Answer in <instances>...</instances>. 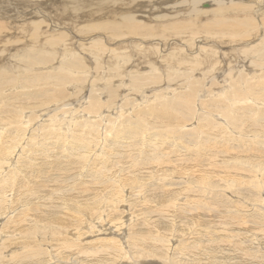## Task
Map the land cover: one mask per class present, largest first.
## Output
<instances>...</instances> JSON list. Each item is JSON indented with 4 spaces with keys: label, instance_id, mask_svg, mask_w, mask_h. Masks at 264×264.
Wrapping results in <instances>:
<instances>
[{
    "label": "rangeland",
    "instance_id": "rangeland-1",
    "mask_svg": "<svg viewBox=\"0 0 264 264\" xmlns=\"http://www.w3.org/2000/svg\"><path fill=\"white\" fill-rule=\"evenodd\" d=\"M170 1L171 0H168V1L166 0L164 2L165 8H166V6H169L171 4V3H169ZM226 1H228V0H225V2ZM143 2L141 0H137L136 2L133 1L132 4H134V5H129V7L132 8V7L136 6L137 8L136 9H130V8L128 9V5H127V9L132 10L133 12L141 13V12L137 11V9H138L137 5L142 4L143 9L145 8V6L147 8V10H145L146 8L144 9V12L142 14L147 15V14L152 13L153 15L158 16L159 13L160 14L163 13V12H158V10L156 9V4H154L153 2H151V3L148 1H146V2L143 1ZM221 2H224V0H221ZM46 3H49L48 6L47 7L43 6V4H46ZM129 4H131V3H129ZM226 4H228V3L226 2ZM241 4H242L241 2L234 4L235 9L241 13V16H239V17L235 16L232 11H231V13H228V14L231 15L232 17H236V18H239V19L245 21L247 24L250 25L251 28L260 19H264L261 17V15H264V12H261L259 14H256L254 12H245L244 10L240 9ZM184 5L186 7H189V11H195L196 12V14L198 15V21L197 22L200 25H211L212 24V20L208 17L207 10L216 8L217 5L214 3V1L212 2V0H206V1L205 0H197L196 2H186V3H184ZM142 7H140L139 9L143 11ZM39 8H40V10H44V11L47 10V12L51 11L52 14L51 13L50 14H51V16H53V18H51L52 27L54 26V23L57 25V27H62V29H64L63 26H65V25L68 26V28L71 31L72 38L69 41V37H67L66 41L68 40L70 42V45L76 47V49L79 48L78 53L81 52L80 51L81 48H84V47H82V45H85V47H89L93 42L94 43L97 42L96 40L100 37L99 35H96L97 36L96 37L94 35L95 34L94 32H92V33L86 32L85 34L81 33L82 30L87 29V26H85V23L86 24L88 23V21H86V20H80L79 14L82 12H79V11L73 9V13L71 15L69 14L67 16V14L65 15V13L63 11H61L60 8L58 9V7L55 6L53 1L43 2L42 7L40 6ZM176 8L177 7L175 6L174 9L177 11V14L175 17H181V13H183V11L179 12V10H177ZM23 9H25V10L27 9L26 12H29V9L32 11L34 10L32 7H26V6H23L22 10ZM166 9H169V10H167L168 14H172V13H169L170 7L166 8ZM20 11H21V9H20ZM155 11H157V12H155ZM184 12H186V11L184 10ZM186 15H187V13L184 15V18L186 19V21L190 22L191 20ZM19 17H20L19 23H21L20 25L25 24L24 22L22 23V21H21V20H26V18H25L26 16H24L23 12H21V15ZM85 17L86 16H82V19H84ZM147 17H151V16L147 15ZM229 18H231V17H229ZM53 19L55 20V22ZM33 20L37 21L36 19H33ZM33 20L30 19L28 22L32 23V22H34ZM151 20L154 22V19L151 18ZM155 20H157V19H155ZM162 20L160 21V23L164 22ZM63 22H65L66 24H64ZM89 23L92 24L93 22L89 21ZM216 23L219 26H222L221 23H219L218 21H216ZM176 24L179 26H183L181 23H176ZM152 25H155V24L152 23ZM200 25L198 26L199 29L201 28ZM27 26H30V24L28 23ZM15 27H17V26H13V29H10V30H9V28L8 29L6 28L7 30H4L5 36L0 35V46H1L0 47V56H1L3 62L6 61L4 65H1L2 66L1 69L4 70V73L9 71L7 74L16 78V80L14 81V83L12 85L11 84L9 85V83L7 84L5 82H4V84L0 85V93L3 92L5 95H7L11 92L13 94V98H10V100L8 99L7 96H4V98L2 100V102H5L6 106L8 107V108H4V114H8L11 117L13 115V111L18 112V110H20L17 107L23 108L24 105H27V109H26L27 111H25V113L22 114V117H25V120H27V121L32 120L31 122L34 123L30 126V128H32V129L38 125L45 127L48 124L51 128L56 130V132H61L62 128L65 129L67 126H69L71 124L70 127H68L69 129L67 130V132H72L73 129H74V131H76L77 127L78 128L80 127V124L93 122L99 126V130H101L100 132L102 133V135L105 136V134H107V133L112 134V135H107L108 136L107 139L111 140V141L115 139L117 134L119 135L121 133L123 136H125L124 131L130 122V129L133 128L134 130H132V131L133 132L135 131V134L137 136L135 139H131V140L126 139V140H127V143L129 142L128 143V147L130 145L129 149L133 148V153L132 152L131 153L134 155L135 158H139L138 156H141L142 153L147 155V156L150 155V152L147 150L148 145L149 146L152 145L150 147H153V146L155 147L156 144H159L158 145L159 148L158 147H156V148H158L160 150L164 149L165 151H167V150L173 151L175 153L177 161L181 162L176 166L178 169L180 166L183 169H186L187 168L186 165H188L189 163H192L193 160H194V162L197 161L198 164L200 163V165H197L198 167H197V171H196V176L198 177L199 182H196V184L192 185L194 188H192V186H191L190 189L185 190L182 193V196H184L183 199L181 200L182 203L178 202L177 204L176 203L171 204L169 202L168 205L166 203L164 204L165 207L161 203H159L158 205L153 203V200L149 197V196H151V194H148L150 192L149 190L151 189V192L152 191L156 192V190L158 189V191L160 193H162L164 190L169 189L170 191L167 190V192H171L172 190L174 191V189L176 188V189H178V192H180L181 191V190H179L180 186H184L185 183H183V182H185V181L183 178L179 177L178 175L176 177L173 175L171 179L169 177L157 178L158 180H155L154 183L152 181H150L149 183H148V181H144V183H140L139 186H137V183H135V184L129 183L130 186H128V184L123 185L122 189H120V191H122L120 194L122 196L123 202H121L117 198H114V199H112L111 204L109 205L112 209L117 207L118 208L117 212L121 215L124 214L126 212V210H128L125 213V217H123V219L126 223L124 225H122L120 228V231H122V232H118L117 229H115L114 227L107 226L106 224L103 223V221H99V216H97V215L101 214V209H103V211H105V213L110 211V209H108V211H107L106 206L102 207V205H100V203H97L96 206L93 207L92 203L87 202V197L85 195H82V194H81V202H87V203H85L83 205L84 207H81V210L78 209V205H80L81 202H79L78 205H76L73 208L66 206V204H65L66 203L65 199H67L69 197V195L71 196V195L77 194L79 196V193H81V192H88L85 184L92 183L93 181H95V182L97 181L98 182L97 188H100V186L102 185L103 180L97 179L94 175H92L94 172L93 170L95 168H98L101 165V164L97 163L98 158L95 159L94 158L95 155L99 156L106 149V146H104L105 145V139L104 138L100 139L96 143L97 146H98V144H100L99 147H97V148L94 147V144H95V138L94 137L98 136L99 132H97V131H96L97 133L95 132L96 136H94L92 134L91 135L89 134L90 136H86L85 143L86 144L88 143V145H86L83 142V140L80 139V141L86 147L85 148L86 150L83 151V152L86 151V155L83 156L84 163L79 164V162L77 163V161H76V162H73L72 164H69V162H71V160H70L71 158L70 157L67 158L66 155L64 156V152H62L64 150V148L60 149V151H59V149H56L54 147L56 150L54 151L53 156H49V155L45 154L44 152L40 151V152H38L39 154L37 155L38 160L44 161V163H48V164H49V162L52 163V164L50 163V165L44 166L45 170L48 172V174L46 175V177L44 179H47L49 175H50V177L53 178L55 169H56V172L59 170L57 183H56V181H54L53 183L55 184L56 191L58 193H59V191H61L59 194L60 199L56 195L55 196H53V195L49 196L48 198H41L40 192L39 193L31 192V194L27 197L25 195H23L22 202H28V204H35L37 202V204L34 206V209L29 210V212H31V214L30 215L25 214L24 217L29 218V217H31V215H33V212L37 213V211L41 212V211H43V209H45V213H44L45 218L44 219L48 218L47 221H49V223H47V224H51L49 226L50 228L52 225H56V227L55 226H52V227L55 229H57V227H58L59 232L53 233L51 229L50 230L47 229V231H46V229L44 228L45 224H42L43 227H41L42 226L41 225L40 228L37 225L32 227L31 220H29L27 218L25 220L24 224H26V226L30 230L28 233H26L25 236L33 233V231H34V233H33L34 236H32V237H35V238H33L34 241L36 240L35 242H37V239H40L41 243L39 244L38 242L37 243L33 242L32 241L33 239L31 236H30L31 239L29 237L28 241L26 239H24V242H21V243H18L16 241V239H15L16 243H13L12 241L0 242V264H3V263L4 264H8V263L9 264L10 263L11 264H40V263L41 264H45V263L46 264H117V263L118 264L119 263L120 264H131V263L132 264H210L209 261L214 262V264H223V263L224 264H240V263H243V264H257V263L258 264L259 263L264 264V221H262V220H264V217H263L264 212H262V210L264 211V204H263V202H264V199H263L264 198V181H262V180H264V178H263L264 172L262 173L261 169H260V167H262V166L264 167V161H263L264 160V155H263L264 154V143L262 142V140L264 141V135H263L264 134V127L262 125V124H264V122H262V124L260 125V126H262L261 128L263 130L262 131L263 134L261 133V129H259L260 131L258 130L261 133V135L263 136V137H261L262 140L260 141L263 144H261L260 146L258 145L259 147L257 146L258 151L262 152L263 154L262 153L259 154L258 151H254L253 146H254V144L257 145V143H252V137L253 136L249 137L247 134V130L245 128H242V129L236 131V128L239 127L238 126L239 124L234 123V125L230 129H227L228 132L230 131V133H228V134L222 133V136H221V133L219 135V132H218V131L221 132V130H215L214 129L212 131V129H209L208 127H206V125H204L202 123V121H207L208 119H211L210 114L208 112L211 110L208 109L206 107V105H204V104H208V105L212 106V102H213L212 100H214L217 97L223 96L231 88V86L227 85L226 83L225 84L228 86V87H226L227 89L225 88V86H223L224 76L225 77L228 76L226 74L227 72H229L228 69L235 71V73H236V70H238V72H241L244 69H248V71L251 73V75L254 74L255 76H258V75H260V72L261 73L264 72L263 68H262V67H264V58L255 61L254 60L256 58L255 56H253V57L251 55L241 56L240 54L234 55L230 59L232 63L226 64L225 69H227V70L223 69L222 71L218 72L217 75H215L213 77L214 80H209V81L207 80L205 82L202 79L203 77L206 76L204 73H199L201 75L198 76V74H196L195 71H193V70L177 69V71H176L175 67H170L171 68L170 69L168 64H167V61L163 57H161L162 55L158 56V57L155 56L156 59L146 58V60H144L145 62H143L144 65L141 67V70H143V71L147 70L146 69L147 67L145 68V64L147 62L148 63L146 65L148 66L149 70L153 68L154 69L153 71H156L155 70L156 67L158 68V70L162 69L161 73H158V74H160L159 76L161 77L160 78L161 82L156 81V80H152L149 78L148 75H151V72L153 74V71L147 70L146 74L143 75L141 73H135L136 67H134V65L132 66V68L129 66V69L131 68V70L134 71L131 75L134 74V76L136 77L135 78L136 80L140 79L139 77H144L145 80L148 82L149 87H145V88L143 87V89H140L139 92H141V90H142L143 91L142 93L134 92L133 89L131 90V89L126 88L125 91L127 93L129 92L131 96H132V94H134L135 96H132V97H135V99H133V98H131V96L127 95L126 92H125L126 94H124V91H123L124 88H123V89H121L122 90L121 96H120L121 92L119 94H117V96L116 95L114 96L113 105H112V100L110 101L109 98H110V95L115 94V92L112 90L107 91L108 88L107 87L105 88L104 80H107V79H113L114 80V76L119 74V71L112 70L113 68L115 69V66L118 65L116 63H117V61L118 62L120 61L119 58L113 59L112 57H110L111 54H108L107 56L104 57L105 62H103L101 65L104 68H101V67L96 68V72L94 70L95 69L93 66L94 64L91 63V60L81 58V60L84 62L83 64L85 65V67H80L79 70H82L85 73H83L80 76L81 72H76L77 70H74V72H72V73L69 71V67H70V63H68L69 57L61 55V50H64V49L68 50V48H70V46L67 45V46L63 47L62 46L63 44H61V42L54 43V42L49 41L47 38H45L46 33H47V35H49L50 32H52L50 28H48L47 30H46V28L44 30V27L40 28V29H43L40 32L43 37H37V36L29 37L28 36L29 31H27L26 36L21 38L20 37L21 33L25 29L20 28V27H18V29H14ZM32 29H33V27H30V30H32ZM62 29H60V30H62ZM73 33H75L77 36L74 37ZM134 33L137 35L131 36V34H130V36L125 38V39L121 38L122 40L120 41V43L123 45V44H125V42H129V43L133 42L135 44V46L140 51L146 52L147 57H150L152 55V50H153L152 47L155 46L153 43L155 40H158L157 34H159V33L162 34L163 31H162V28L159 27V24H158L157 26L152 27L149 31L142 30V31H135ZM182 35H184V37H185L186 33H181V36ZM186 36H188V35H186ZM205 36L210 37L209 32L205 33L204 37ZM193 37H196L197 40L194 39L195 49H191L190 52L192 53V55H196L198 53L200 55H198V57H196V58H193L192 63H196L197 61L203 63L205 61L206 67L209 66V72H212V69L210 66H212L213 63L207 64V61L205 60V58L208 56L203 57L202 54L208 55V54H212V52L215 51V54L217 55V57L220 58L223 63H225L224 61H226V60L228 62H230L227 59L228 55L234 54V53L227 51V50H229V48L240 47V46H236L234 44L229 45V46L228 45L220 46L219 49H220V51L222 50L221 55H223L221 57V55H219V50L217 48L210 47V45L214 41H216L217 43H224V41L219 40V38H217V39L214 38L215 40L212 41V39H213V37H212L211 40L206 41V42H208V44H202L201 41H202L203 37L201 35L196 34ZM199 37H202V38H199ZM84 38H89L90 41L88 40V42H82V45H80L81 42L79 40L84 39ZM179 38L180 37H177V36H176V38H174L175 43L176 44L179 43V44L175 46L174 44H171V41H170L169 47L167 48V50H164L163 54H168L169 50H170V46L173 48V45H174L175 46L174 47L175 53L178 52L177 50L179 47V49L181 51H183L185 55L187 54V56H189V53L186 52L185 48L188 47V43H190V42H187L185 40L183 41V39H181V38H180L181 40H178ZM198 38L200 41H198ZM249 38H250L249 42H251V44L248 42L247 43L248 45H254V43H260L261 42L260 37H256L255 40L254 39L252 40L251 37H249ZM62 40H63V38H62ZM108 43H111V42H108ZM64 44L66 45L67 43H64ZM199 44L201 45L200 48H199ZM14 45L15 46L21 45L24 47L20 51L15 52L16 50H15ZM104 46L109 48V44H107V42H105V41H104ZM233 46H236V47H233ZM246 48L247 47L241 48V49H239V51L242 52ZM9 50L12 52V54L8 52ZM94 52L97 53L98 50L96 49ZM73 55L75 57L78 56L76 54H73ZM73 55L70 56V59L74 58ZM80 55H81V53H80ZM224 55L226 57H224ZM30 56H34V57L31 58ZM42 57H44L46 59L48 57L49 58L48 62L55 64V65H58V66H62L65 68L64 71H62L58 74H61L66 78L65 80H61L60 84H61V87L63 90L61 96H64V98L62 100H65L67 104L62 105V103H63L62 102L59 105L58 104L59 98H55L53 100V104H51V105L46 104L45 102H42L39 105V106L42 105L43 107H45V109H41L42 113H43V114H41L42 116L41 115L36 116L38 114V112L32 113V116H31V114L29 113L31 105H35V106H37V105L32 104L31 103L32 101H30L28 98L21 99L22 97L24 98L23 95L19 96V94H23L22 91H25V89L23 88L24 84L21 82V79L26 81L27 79L31 78V74L34 72L31 71L30 73H28L29 70H32V68H34L36 65H39L40 63L38 61H39V59L42 60ZM244 57H246V59H243ZM92 58H93L92 61L96 60V59H94L95 58L94 56H92ZM76 59H79V58H76ZM107 59H110V60H107ZM114 60H116V61H114ZM170 60H172V59H170ZM28 61H30V62L32 61L33 64L27 63ZM108 61H109V63H108ZM88 62H89V64H88ZM122 62L123 61H121L119 63L121 64ZM185 62L186 61H183V58H182L181 65L179 63L177 65H180L181 66L180 68H182V67L185 68V66H188L187 63H185ZM128 63L130 64L131 62L126 61L127 65H129ZM5 65H6V67H5ZM164 65H165V67H164ZM213 65L215 68L216 64L214 63ZM255 65H258L259 67L258 66L255 67ZM260 65H262V66H260ZM235 66H236V68H235ZM7 67H8V69H7ZM48 67H49L48 65H45L44 68L47 69ZM91 68L93 70H91ZM239 68H240V70H239ZM259 68H260V70H258ZM24 69H26V72ZM216 69L218 71V68H216ZM43 70L44 69H42V68L39 69V71H41V72H44ZM15 71L21 72L20 75H22V77L20 76L19 81L17 80V78H19V77ZM103 71L105 72V74ZM169 71H171V73H169ZM131 72L132 71H130V73ZM101 73H102V75H100ZM130 73L129 74L127 73V76H125L126 75L125 74L123 77L125 80H127V77H128L127 82H130L129 80H131L130 79ZM179 74H182L183 77H186L187 83H184L182 85V80L174 78V77L181 76ZM240 74H242V73H240ZM236 76H237V74L234 75L235 78H236ZM102 77H104V79H102V81H100ZM169 77L171 78V80H169ZM173 79L176 82H174ZM198 79H200L199 83L200 82L203 83V87H201L197 84ZM219 79H220V81H219ZM257 79L258 78H256V77L253 78V80H257ZM93 81H95V82L97 81V82L94 85H92ZM169 81H172V83ZM178 83H180V84H178ZM167 85H168V88H167ZM153 86H155V87H153ZM187 86H188V88H187ZM221 86H223V88H221L219 91L218 89ZM169 87H170V89H169ZM154 88H156V90H154ZM175 88H176V91H175ZM149 89H151L152 91ZM96 90H97V92H95ZM146 90H147V92H146ZM216 90H218V91H216ZM221 90H223V91H221ZM148 91H151V92L149 93ZM154 91H156V93H154ZM189 91H192L193 95L196 96L195 100H193L191 103L192 108L190 111L193 110L192 118H190L189 115H187L191 112L186 113V111H187L186 106L184 107V105H181V104H178L175 108L172 107V109H170L169 111L171 112V110H172L175 112L171 113V114H170V112H165L164 114L163 113H159V114L156 113L155 115H157V116H153V117L150 114H144L145 112H148V111L156 112L155 111L156 107L159 109L160 106H165L167 104V101H169V100H171V101L173 99L179 100L181 98V97H179L180 95H183ZM209 91H211V92H209ZM214 91H216L215 95H213ZM143 93H145L147 96H150L151 94L153 96L151 95L150 97H147L149 99V100H147L146 96H144ZM54 94H55V92H54ZM139 94H140V96H139ZM141 94L144 96V98L147 100L148 103L143 98V96H141ZM125 95H127V96H125ZM155 95H157V96H155ZM119 96L121 99H119ZM122 96H124V97L122 98ZM92 97H95L98 100H102V101H106V99L109 100V102L107 101V103H109V109L111 108L110 109L111 114L109 113L110 110L108 108H105L100 112L101 114L98 113V114H95L94 116L88 117L87 114L89 112L86 110V108H87L86 106L88 105L89 100ZM139 97H140V99H139ZM18 98H20V99H18ZM15 99L21 100V101L15 103ZM254 99H256V98H254ZM114 100H116V101H114ZM124 100H128V101L125 102ZM138 100H141L142 102L144 100L146 104H144V103L141 104V101H138ZM202 100H204V103ZM70 102H72V105H70ZM124 102H125V104L128 103L127 107H125L126 105H124ZM133 102H134V104H133ZM150 102L152 103V105ZM164 102H165V104H162ZM114 103L116 106L114 105ZM131 103L135 107V109L132 107ZM251 103H254V102H251ZM257 104H258V101H257ZM154 105H156V107L151 108ZM118 106H119V108H118ZM122 106L125 108H123ZM193 107H194V109H193ZM120 108L121 109L123 108V109L120 110ZM177 108H178V110H176ZM145 109H146V111L143 112V110H145ZM34 110H36V108ZM112 110L115 111V116H114V112ZM138 110H139V112H137ZM104 111H105V113H104ZM106 111L108 114L106 113ZM133 111L136 112V114H134ZM140 111H142L143 113L142 112L140 113ZM250 111H252V110H250ZM69 112H72V113L69 115ZM179 113H180V115H179ZM19 114H21V113H19ZM129 114L132 115V117ZM181 114H183V115H181ZM191 114H190V116H191ZM101 115H103V117ZM202 115H203V117H202ZM27 116H29V117H27ZM117 116L120 117V119H118ZM185 116H187V117H185ZM10 117H8L9 120H10ZM65 117L66 118L69 117V118H67V120L72 118L71 122H73V124L70 123V120L66 124L64 122H61L62 119H63V121L67 122ZM86 117L88 118V120L85 119ZM92 117L94 118V121H93ZM95 117H97V118H95ZM149 117H152L153 119L149 118ZM77 118H78V120H77ZM90 118H92V119H90ZM105 118H107V119L109 118V120H107ZM134 118H136V120H132ZM181 118L182 119L186 118V120L184 121ZM187 118H188V120H187ZM12 119H13V120H11L12 123H15L17 121L16 125H19V123L21 121L20 120L21 117L20 118L14 117ZM97 119L98 120L101 119L102 122L101 121L98 122ZM104 119H105V121H104ZM138 119L139 120L142 119L141 120L142 123L146 122V123L151 124L152 126L151 125L149 126L148 124L144 123L143 124V130L141 131L142 132L141 133L140 128H142V127H140V126H142V124H140V121ZM143 120H144V122H143ZM190 120H192V121H190ZM218 120H220L219 117H218ZM237 120H238V118H237ZM40 121H42L41 124H39ZM109 121H110V123H107ZM132 121H133V123H132ZM136 121L139 122V124L136 125ZM179 121H180V123H179ZM75 122H80V123H75ZM199 122H200V124H199ZM220 122L222 123L221 120L218 121L217 123H220ZM105 123H106V126H105L106 128L103 127L105 125ZM126 123H128V124L126 125ZM107 124H109V126ZM13 125H15V124H13ZM121 126H123V127H121ZM131 126H133V127H131ZM144 126H146V127H144ZM195 126L198 127L197 137H196V134H194ZM199 126H202L201 127L202 130H206V128H207L206 133L205 132L204 133H205V135L209 134L208 135V137L210 138L209 140H208V138H206L207 136H203L202 133L199 132V130H200ZM260 126H258V128ZM83 127H85V125ZM255 127H256V125H255ZM135 128H136V130H135ZM144 128L148 129V133L146 132L147 131L146 129L144 130ZM174 128L177 131H181V130H182V132L184 131L183 135L181 134L180 135L181 137H179V138H175V137L172 138V135L171 136L169 135L170 133L166 134L167 132H172L174 130ZM177 128H179V129H177ZM256 128L253 127L252 129L257 130ZM92 129H93L92 132H94V128H92ZM138 129H139V132H138ZM232 129L234 131L233 133H231ZM96 130H98V129L96 128ZM116 130H118L119 132H117ZM40 131H41V129H40ZM108 131H110V132H108ZM114 131H115V133H114ZM191 131H193V134H194L192 136L193 138H191L192 134L190 135ZM31 132L32 131L29 130L27 132L28 134L27 133L23 134L22 132L17 133L18 137L21 140V141L19 140L20 145L24 146V149H23L24 154L20 153L21 155L28 154V152L31 151L30 147L28 148L27 145L25 144L29 141L30 138H32ZM116 132H117V134H116ZM163 132H165V133H163ZM217 132H218V135H217ZM186 133H187V135H186ZM76 134H79V133L76 132ZM121 134L119 136H122ZM148 134H151V135H148ZM152 134H153V136L154 135L155 136L153 137ZM20 135H21V137H20ZM166 135H168V137H165ZM29 136H31V137H29ZM107 136H105V137H107ZM138 136H139V138H138ZM146 136H148V137H146ZM150 136L152 137V140L154 142H152ZM182 137H183V139H182ZM201 138H203V139H201ZM205 138L211 144H209V143L204 144L203 141ZM92 139H94V140H92ZM154 139H156V140H154ZM158 139H160L161 142H162V140H164L163 141L164 144L161 143V146H160V143H159L160 140H158ZM126 140L124 139L123 143H125ZM134 140H135V142H134ZM136 140H137V142H136ZM245 140H247V141L245 142ZM69 141H71V139L68 140V138H67L66 142L63 141L62 143H60V147H63L62 146L63 143H66V145L69 146L70 145ZM100 141H102V142H100ZM165 141H166V143H165ZM187 141H189V142H187ZM168 142H169V144H167ZM260 142H259V144H260ZM149 143H152V144H149ZM165 144H166V146L168 145L167 149L163 147ZM206 144H207V146H206ZM219 144H221V145L219 146ZM230 144H232V145H230ZM122 145H125V144H122ZM133 145H135L136 148ZM196 145L197 146H200V145L204 146L206 153H203L201 150V153L199 155H194L192 150H195V148L193 149L192 147H196ZM216 145H218V146H216ZM245 145H246V147H245ZM88 146H90V147H88ZM121 146H119V148ZM214 146L216 148H219V149L214 151V152L211 151V149H208V148L214 147ZM103 147H105L104 150H103ZM154 147H153V149H154ZM206 147H208V148H206ZM234 147H236V148H234ZM248 147L249 148L252 147L253 151L252 150L249 151ZM34 148H36V147H34ZM37 148L40 149V146H38ZM37 148L35 151L38 150ZM119 148H118V146L116 147V145H113L112 150H114V151L112 153H114L115 149H117V152H115V153L120 154L121 149L119 150ZM25 151H27V153ZM70 151L73 152L74 149H72ZM130 151H132V149ZM92 153H94L95 155L92 156ZM112 153H111V155H112ZM147 153H149V154H147ZM173 154L171 153V155L175 158V156ZM59 155H62L63 157L62 156L60 157ZM87 155H88V160L86 157ZM118 155H115V156H118ZM155 155L158 157V159H159V157L162 156L159 154L158 151L156 152ZM199 156L201 157L202 161L199 158ZM65 157H66V159H65ZM230 157H231V159H230ZM55 158H57L58 165H56L53 162V160ZM192 158H193V160H192ZM219 158H221V159L219 160ZM250 160H251V163H250ZM103 161H104V164L106 166V171H107L108 168L110 169L111 167H109V165H107V163H105L106 160H103ZM130 161L131 160H128L129 164L131 163ZM137 161L141 162L138 159H137ZM209 161L212 162V166H216L215 167V169H217L216 172H212L211 170L206 172V171H202L200 169L201 167H203V166H201V164H203V162L205 163V162H209ZM257 161H259V162H257ZM112 162L114 163V161H112ZM171 162L173 163L175 161H171ZM76 163L78 164V166ZM52 165H56V166H55V168L52 167L51 171H53V170L54 171L50 172L49 168ZM150 165H154V164L149 163V167H151ZM7 166H8V164H6V167ZM67 166H69V167H67ZM81 166H83V168ZM156 166L158 167V165L156 164L155 166H153V168H150V169L154 170V168H156ZM252 166L254 168L255 174L260 173V174H258L260 176V178L257 181L259 186H257V182L254 183L255 186L251 182L243 183V182H246L247 179H248V181L254 179V177L252 178V176L249 175V173H251V172H250V170H248V168H252ZM62 168L66 169L68 173L67 172L65 173L64 172L65 170H63ZM223 168H224V170H223ZM227 168H229V169H227ZM146 169H147V167H146ZM170 170H171V168H169L168 170L162 171V172H170ZM262 170H264V168ZM193 171H195V169H193ZM227 173H231V174L241 173V174H239V176H238L239 178L235 177V179H234L233 177H230ZM59 175H61V177H59ZM218 175L220 178L219 183H218L219 178H217ZM66 176L68 177V179H66L67 178ZM78 177H79V179H78ZM192 177H193V174H192ZM227 179H230V181ZM182 180H183V182H182ZM82 181H85V183L84 182L82 183ZM62 182H63V184H62ZM77 185L80 187H78ZM147 185H148V187H147ZM198 185H200V186H198ZM103 186H104V184H103ZM115 186H117V185H115ZM154 186H158L159 188H155ZM195 186H197V187L195 188ZM203 187H208V188H203ZM239 187H240V189H239ZM105 189L107 190V188H105ZM191 189H193V191H191ZM145 191H147V192H145ZM198 191H199V193H198ZM184 193L187 194V196ZM97 195H98V193H97ZM172 195H174L173 192H172ZM101 196L103 198V193L101 194ZM127 197H129V198H127ZM37 198H38V200L35 201ZM49 198L51 199V201L49 200ZM259 200H261V201H259ZM40 201H42V202H40ZM17 202H19V201H17ZM131 202H133V203H131ZM199 202H200L201 206H199ZM51 203H52V205H51ZM124 203H127L126 207H124ZM179 203L182 205V207ZM231 203H232V205H231ZM247 203H249V204L247 205ZM112 204L116 207H114ZM183 205L185 206V208ZM227 205H229V206H227ZM260 205H262V206H260ZM63 206H64V208H62ZM178 206H180L181 208ZM247 206L249 207V209ZM254 206H255V208H254ZM259 206H260V209H262L260 211L258 209ZM167 207H168L169 211L166 210ZM188 207H190V209ZM20 209L21 208H17L15 211H13L11 213V216H9L10 214L7 213V211H6L7 216H6V213L4 214V212L0 213V233L6 235V236L2 235V239L0 241H3L6 238H9V235H11V237H13V238L21 236L20 232H18L16 235L15 234L13 235L12 231H11L12 230L11 227L13 226V223L12 224H11V222L7 223L8 220L11 221V219L12 220L15 219V217H13V216ZM92 209H93V212H91ZM63 210H65V211H63ZM71 210L74 212L71 215H69L67 212H69ZM117 212L115 211L113 213L114 218L115 217L118 218ZM181 212L183 215H180ZM74 213H76L77 215ZM136 213H137V215H136ZM178 213H179V215H178ZM253 213L255 214V216ZM132 214H134V215H132ZM129 215H132L134 217H130ZM8 216L11 218L9 219ZM105 216L107 217V215H105ZM105 216H104V218H105ZM51 217H52V220H51ZM65 217H67V218H65ZM76 217H77V221H76ZM190 217H191V219H189ZM70 218H72V221L69 220ZM184 218H186V220ZM198 218H200V219H198ZM57 220L59 222H57ZM169 220H170V222H169ZM235 220H236V222H235ZM91 221H94V222H91ZM185 221H188V222H185ZM86 222L87 223L89 222L90 234H88V238L86 235L87 233L85 234V236H86V240H89L90 242H88V243L85 242V244H83V246H82L81 244L83 242H77V243L75 242L73 244V241H72V244H73L72 245L69 241L74 239L73 237H71L72 233L74 231V228L82 226L83 223L87 224ZM156 222L157 223H160V222L164 223V225L168 227L167 232H163V230H162L163 233L161 232L160 234H155L154 231L156 229H157V231H159L158 229L160 228V227L157 228L156 225H153ZM56 223H58V225ZM92 223H94V224H92ZM184 224H185V227H184ZM256 224H257V226H255ZM94 226H96V228H94ZM105 226H106V229H105ZM161 227H164V226H161ZM41 228H43L44 230L42 229V231H41ZM218 230H219V235L216 232ZM95 231L98 233H95ZM44 232H45V234L49 233L48 234L49 238H47L46 235H44ZM50 233H51V235H50ZM79 233L81 236L82 229H80ZM39 234H41V235H39ZM69 234H70V237H69ZM82 235H83V233H82ZM138 235H139V237H137ZM42 236L43 237L45 236L43 238L45 240L47 238V242L42 240V238H41ZM54 236H55V239H54ZM106 236H111V237H106ZM81 237H83V236H81ZM134 237L135 238H142V239H140L141 241L139 240V242L143 246H148V245L149 246H155L156 242L164 240V238H166V240L162 241V243L164 242V244H163L164 247L162 250L164 252L160 253V252L156 251L155 249H153L154 251L152 250V252L143 251L142 253H140L137 250H134L135 248L133 247V245L130 242L132 238L134 239ZM66 238L68 241L66 240ZM100 238L101 239H114V240H116L117 238H120L119 239L120 241L117 240V242H118V245H121L120 248H121L122 252L126 253V254H124V257L122 256V254L118 253L119 251H117V249L113 250L112 248H108L106 250L105 247H102L103 245L101 246V242L99 243V241H102V240H100ZM55 241H57L58 243ZM26 243L28 244V247L25 246ZM78 243H80V244H78ZM215 244H216V246H218L219 249H217L218 250L217 256H212L213 255L212 252L214 251V249H212L211 246H215ZM23 245L25 248L23 247ZM53 245H54V247H53ZM67 245H69L70 247L69 246L67 247ZM71 245H72V247H71ZM240 245H242V247ZM41 246H42V248H41ZM125 246H126V248H125ZM201 246H205V248L202 249ZM239 246L241 247V251L238 252L239 254L238 253L235 254L234 253L235 251L232 249L234 247H239ZM243 246H246V247H243ZM178 247L182 248L184 250H186V248H193L195 250L194 252L196 254L195 259L192 256L191 257L188 256L187 254L186 255L180 254L179 251L177 250V249H179ZM13 248L18 250V251H22V250L24 251L25 250L24 251L25 253L23 255L24 258L21 255V256H17L18 259L16 258L15 261L11 260V258L8 257L6 254L9 250H14ZM37 248H39V251ZM132 248H134V249H132ZM87 249H88V252H86ZM57 250H59V251H57ZM114 251H116L115 254H114ZM58 252H60V253L58 254ZM61 252H62V257H61ZM54 253L55 254L57 253V254L55 255ZM159 253H160V255L161 254L164 255V257H160ZM18 254H20V253H18ZM191 254H192V252H191ZM29 255H31V256L29 257ZM244 255H246V256H244ZM127 256H129L128 257L129 259L127 258ZM131 256H132V258L130 259ZM27 257H29V259ZM211 258L214 261H212ZM103 259L105 261H103ZM133 259H134V261H133ZM130 260H131V262H130Z\"/></svg>",
    "mask_w": 264,
    "mask_h": 264
},
{
    "label": "bare ground",
    "instance_id": "bare-ground-1",
    "mask_svg": "<svg viewBox=\"0 0 264 264\" xmlns=\"http://www.w3.org/2000/svg\"><path fill=\"white\" fill-rule=\"evenodd\" d=\"M49 1H53L54 4H55V6L58 7V9L60 8L61 11H63L65 13V15L67 14V16L69 14L71 15L73 13V9H75V10H77L79 12H82V13L79 14L80 15L79 16L80 17V20H86V21H88V23L87 24L85 23V26H87V29L82 30L81 33L82 34H85L86 32H90V33L94 32L95 33L94 34L95 36L96 35H99L100 36V37L98 36L99 38L96 40L97 42H95V43L93 42L89 47H85V45H82V42H88L89 38L80 39L79 40L81 42L80 45H82V47H84V48H81L80 49L81 52L78 53L79 48L76 49V47L70 45V42L69 41L72 38V34H71V31L68 28V26L65 25V26H63L64 29H62V27H57V25L54 23V26L52 27V25H51V18H53V16H51V14H52L51 11L47 12V10L46 11L40 10L39 7L40 6L42 7V3L43 2H49ZM131 1L132 2L133 1L136 2L137 0H73V1L72 0H0V35H2V36L4 35V30H7L8 28L10 30V29H13V26H17L14 29H18V27L25 29L21 33V36H20L21 38L24 37V36H26L27 31H29V34H28L29 37H32V36L43 37L42 34L40 33L43 29H40V28L41 27H44V30H45V28H46V30L48 28H50L52 32H50L49 35H47V33H46L45 38H47L49 41L54 42V43L61 42V44H63L62 45L63 47H65L67 45L70 46V48H68V50L67 49L61 50V55H64L66 57L67 56L69 57V59H68L69 60L68 63H70L69 71L72 73V72H74V70H77L76 72H81L80 76L83 73H85L84 71L79 70L80 67H85V65L83 64L84 62L81 60V58L82 59L85 58L87 60H91V63L94 64L93 66L95 68L94 69L95 72H96V68H100V67L101 68H104L101 65H102L103 62H105L104 57L107 56L108 54H111L110 57H112L113 59L114 58H116V59L119 58L120 59L119 62H121V61H123V62L120 64L117 61L116 64H118V65L115 66V69L114 68L112 69V70H115V71H119V74H117L116 76H114V80L113 79L104 80V82H105V88L106 87L108 88L107 91L112 90V91L115 92V94L110 95V98H109L110 101L112 100V105H113V98H114V96L115 95L117 96V94H119L120 92H121L120 93V96H121V94H122V90L121 89H123V88H124V90H123L124 91V94H126L127 93L125 91L126 88L131 89V90L133 89L134 92H139V90L140 89H143V87L144 88L145 87H149L148 86V82L145 80L144 77H139L140 79H137L136 80L135 79L136 77L134 76V74L131 75L134 72L133 70H131V68H132L133 65H134V67H136L135 73H141L143 75L146 74V71L149 70L148 69V66L146 65L148 62L145 64V68L147 67L146 68L147 70H145V71L141 70V67L144 65L143 62H145L144 60H146V58H148V59H150V58L156 59V57L162 55L161 57H163L167 61V64H168L169 68L170 67H175L176 71H177V69L193 70V71H195L196 74H198V76L201 75L199 73H204L206 75L205 77L202 78L204 82L207 81V80L208 81L209 80H214L213 77L215 75H217L218 72H220L223 69H225L226 68V64H231L232 63L230 59L234 55H239L240 54L241 56H247V55H251L252 57L255 56L256 57V58L254 57L255 58L254 59L255 61L264 58V19H260L251 28L250 25L247 24L245 21H243V20H241L239 18H236V17H232L231 15L228 14V13H231V11H232L235 16H237V17L241 16V13L238 10H236L235 9V6H234V4H236L238 2H241L242 3L240 5V9L241 10H244L245 12H254L256 14H259L261 12H264V0H228V1H226L228 4H226L225 0H224V2H221V0H212V2L214 1V3L217 6H216V8L207 10L208 17L212 20V24L211 25H200L197 22L198 21V15L196 14V12L195 11H189V7H186L184 5V3H186V2H196L197 0H171L169 2L171 4L169 6H166V8L170 7L169 13H172V14H168L167 13L168 12L167 10H169V9H166L165 6H164V4H165L164 2L166 0H141L142 2L143 1H145V2L148 1L150 3L153 2L154 4H156V9L158 10V12H163L162 14L159 13L158 16L153 15L152 13L151 14H147L145 12L147 15H149L151 17H147V15L142 14L144 12V9L146 8V6H145V8L143 9V7H142L143 5L142 4H138L137 5L138 6L137 11L138 12H141V13H137V12H133L132 10H128L130 8L129 5H134V4H132ZM129 3H131V4H129ZM48 4L49 3L43 4V6H46L47 7ZM127 5H128V9H127ZM23 6L32 7L34 10L32 11V10L29 9V12H26L27 9L26 10L25 9L22 10ZM175 6L177 7L176 9L179 10V12L180 11L181 12L183 11V13H181V17H175L176 14H177V11L174 9ZM140 7H142L143 11L139 9ZM136 8L137 7L134 6V7L130 8V9H136ZM20 9H21V11H20ZM145 10H147V8ZM184 10L186 12H184ZM21 12H23L24 13V16H26L25 17L26 20H21L22 23L23 22L25 23L23 25H20L21 23H19V21H20V19H19L20 17L19 16L21 15ZM155 12H157V11H155ZM186 13H187L186 16H188V18L191 20L190 22L186 21V19L184 18V15ZM82 16H86V17L84 19H82ZM229 17H231V18H229ZM261 17L264 18V15H261ZM151 18L154 19V22L151 20ZM30 19H32V20L33 19H36L37 21L33 20L34 22L30 23V22H28ZM155 19H157V20H155ZM161 20L164 21V22L160 23ZM89 21H92L93 23L90 24ZM216 21H218L219 23H221L222 26H219L216 23ZM54 22H55V20H54ZM28 23L30 24V26H27ZM63 23L66 24L65 22H63ZM152 23H154L155 25H152ZM176 23H181L183 26H179ZM158 24H159V27L162 28L163 33L162 34H160V33L157 34L158 40H155L154 43H153L155 46L152 47L153 50H152V55L150 57H147L146 52L140 51L135 46V44L133 42H131V43L125 42V44H123V45L120 43V41L122 39H125V38L129 37L130 34H131V36L137 35V34L134 33L135 31H142V30L149 31L152 27H155ZM199 25L201 26L200 29L198 28ZM30 27H33V29L30 30ZM60 29H62V30H60ZM208 32L210 34V37H208V36H205L204 37L205 33H208ZM181 33H186V35H188V36H186V35H185V37H184V35L181 36ZM196 34H199V35H201L203 37V39L201 41L202 44H208V42H206V41L211 40L212 37H213L212 41L215 40V39H217V38H219V40L224 41V43H217L216 41H214L212 43L210 42L211 43L210 47L217 48L219 50V55H221V53H222V50L220 51V49H219L220 46H224V45H228L229 46V45L234 44V45L240 46V47H237V48H229V50H227V51H230V52H232L234 54L233 55L232 54H229L228 57H227V59L230 62H228L226 60V61H224L225 63H223L222 60L217 57V55L215 54V51L214 52L211 51L212 54H208V55L202 54L203 57L208 56V57L205 58V60L207 61V64L208 63H210V64L211 63H213V64L215 63L216 64L215 68H214V65L213 64H212V66H210L211 69H212V72H209V66L207 65L208 67H206L205 61L203 63L202 62H199V61H197L196 63H192L193 58H196V57H198V55H200L199 53L196 54V55H192V53L190 52L191 49H195L194 39H196V37H193V36L196 35ZM73 36L76 37L77 35L75 33H73ZM176 36L177 37H180L181 39H183V41L185 40L187 42H190V43H188V47L185 48L186 52L189 53V56H187V54L185 55L184 52L179 49V47H178V50H177L178 52L177 53L174 52V49H175L174 47L179 44V43H177V44L175 43V39L174 38H176ZM67 37H69V41L68 40L66 41V38ZM202 37H199V38H202ZM249 37H251L252 40L253 39L255 40L256 37H260V41L261 42L260 43H254V45H248L247 43L250 41V38ZM62 38H63V40H62ZM180 38L178 40H181ZM199 38H198V41H200ZM104 41L107 42V44H109V48H107V47L104 46ZM170 41H171V44H174L175 46L173 45V48L170 46L169 53L168 54H163L164 53V50H167V48L169 47ZM108 42H111V43H108ZM64 43H67V44L65 45ZM249 43L251 44V42H249ZM200 46L201 45L199 44V48H200ZM236 46H233V47H236ZM23 47L24 46H21V45L15 46V50H16L15 52L20 51ZM244 47H247V48L244 51H242V52L239 51V49L244 48ZM96 49L98 50L97 53L94 52ZM8 52L12 54V52L10 50ZM80 53H81V55H80ZM73 54H76L78 56L75 57ZM71 55H73L74 58H71L70 59V56ZM92 56H94L95 57L94 59H96V60L92 61L93 60ZM222 56L223 55H221V57ZM30 57L32 58L34 56H30ZM224 57H226V56L224 55ZM76 58H79V59H76ZM182 58H183V61H186L185 63H187V65H188V66H185V68L184 67L180 68L181 67L180 65H181ZM170 59H172V60H170ZM243 59H246V57H244ZM48 60H49L48 57H47V59L44 58V57H42V60L39 59L38 62L40 64L39 65H36L34 68H32V70H29V72H28V73H30L31 71L34 72V73L31 74V78L27 79L26 81L21 79V82L24 84L23 88L25 89V91H22L23 94H19V96H22L23 95L24 98L22 97L21 99L28 98L30 101H32L31 102L32 104H36L37 105V106L31 105V108H30V111H29V113L31 114V116H32V113H35V112H38V114L36 116H39V115L43 114L41 109H45V107H43L42 105L39 106L42 102H45L46 104L51 105V104H53V100L55 98H59V102H58L59 105L62 102H63L62 105L67 104L65 100H62L64 98V96H61L63 90H62V87H61V84H60V81L61 80H65L66 78L63 75L58 74V73L64 71L65 68L62 67V66H58V65L52 64V63L48 62ZM107 60H110V59H107ZM1 61H2V58L0 56V85L4 84V82L7 83V84L9 83V85L10 84L12 85L14 83V81L16 80V78L13 77V76L8 75L7 73L9 71L6 72V73H4V70L1 69V67H2L1 65H4L6 61L5 62H3V61L1 62ZM114 61H116V60H114ZM126 61H129L131 63L130 64L128 63L129 65H127L126 64ZM27 63L33 64L32 61L31 62L28 61ZM108 63H109V61H108ZM178 63L180 65H177ZM88 64H89V62H88ZM45 65H48L49 67L47 69H45L44 68ZM129 66L131 67L130 69H129ZM256 66H258V65H255V67ZM260 66H262V65H260ZM5 67H6V65H5ZM164 67H165V65H164ZM41 68L44 69L43 70L44 72L39 71V69H41ZM92 68H91V70H93ZM216 68H218V71H217ZM235 68H236V66H235ZM262 68H263V71H264V67H262ZM7 69H8V67H7ZM24 70L26 72V69H24ZM153 70L154 69L152 68L149 71H153ZM155 70L156 71H153V74L151 72V75H148V76L152 80H156V81L161 82V79H160L161 77L159 76L160 74H158V73H161V70L162 69L161 70H158V68L156 67ZM225 70H227V69H225ZM239 70H240V68H239ZM258 70H260V68ZM130 71H132V72L130 73ZM228 71L229 72L226 71L227 72L226 74L228 75V76H226L227 78L224 76L223 86H225V88H226V87H228L227 85H230L231 88L223 96L217 97L214 100H212L213 101L212 102V106L211 105H208V104H204V105H206V107L208 109L211 110V111H208L209 114H210L211 119H208L207 121H202V123L204 125H206V127H208L209 129H212V131L214 129L215 130H221V132L218 131L219 132V135L221 133V136H222V133H227V134L230 133V131L228 132L227 129H230L234 125V123L235 124H239L238 125L239 127L236 128V131H238V130H240L242 128H245L247 130L248 136L249 137H252L253 136L252 137V143H257V145L254 144V146H253L254 147V151H258V147L261 144L264 143V141L261 138V137H263L261 135V133H262L263 130L261 128L262 126H260L262 124V122H264V72H262V73L260 72V75L255 76L253 73H252L253 75H251V73L248 71V69H244L241 72H238V70H236V73H235V71L230 70V69H228ZM15 72L17 73V75L19 77V78H17V80L19 81L20 80V76L22 77V75H20L21 72H17V71H15ZM127 73L128 74L130 73V79H131V80H129L130 82H127L128 77H127V80H125L123 78L125 74H126L125 76H127ZM169 73H171V71H169ZM240 73H242V74H240ZM104 74H105V72H104ZM236 74H237V76L235 78L234 75H236ZM100 75H102V73ZM179 75H181V76H178L177 75L178 77H174V76L173 77L182 80V85L184 83H187L186 77H183L182 74H179ZM104 77H102L100 81H102V79H104ZM254 77H256L258 79L257 80H253ZM169 80H171L170 77H169ZM199 80L200 79H198V81H197L198 83L197 84L199 86L203 87V83L202 82L199 83ZM173 81H174V79H173ZM219 81H220V79H219ZM96 82L93 81L92 85H94ZM169 82L172 83V81H169ZM174 82H176V81H174ZM178 84H180V83H178ZM223 86H221L218 90L220 91V89L223 88ZM153 87H155V86H153ZM167 88H168V85H167ZM176 88H175V91H176ZM187 88H188V86H187ZM169 89H170V87H169ZM149 90H151V89H149ZM154 90H156V88H154ZM218 90H216V91H218ZM223 90H221V91H223ZM151 91H148V92L150 93ZM216 91H214V94L213 95H215V92ZM54 92H55V94H54ZM95 92H97V90ZM142 92L143 91L141 90V92H139V93H142ZM146 92H147V90H146ZM209 92H211V91H209ZM154 93H156V91H154ZM11 94H12L11 92L9 94H7V95H5L3 92L0 93V213L1 212H4V214H5L6 211H7V213L10 214L9 216H11V213L13 211H15L17 208H21L13 216V217H15L14 220L11 219V221H9L7 219L9 221V222L7 221V223H10V222H11V224L13 223V226L11 227L12 228V230H11L12 231V234L13 235L14 234L16 235L18 232H20L21 233V236L16 237V238H13V237H11V235H9V238H6L5 240L0 241V242L12 241L13 243H16V241H17L18 243H21V242H24V239H26L28 241V238L30 236L31 237L34 236L33 235L34 231H33V233H31L32 235L31 234H28L27 236H25L26 233H28L30 229H28V227L26 226V224H24L25 223V220L28 218V217H24V216H25V214L26 215H30L31 214V212H29V210L34 209V206L37 204V202L35 204H28V202H22L23 195H25L27 197V196H29L31 194V192H35V193H39L40 192L41 198H48L49 196H52V195L53 196L56 195L57 197L60 196L59 194H60L61 191H59V193H58L56 191V189H55V184L53 183L54 181H56V183H57L59 170L57 172H56V169H55V171L53 170L54 171L53 178L50 177V175H49L47 179H44L46 177V175L48 174V172L45 170L44 166L45 165H50L51 162H49V164H48V163H44V161H41V160L39 161L38 160V157H37V155L39 154L38 152L42 151V152H44L45 154H47L49 156H53L54 155V151L56 149H59V151H60V149L64 148V150L63 151L61 150V151L64 152V156L66 155L67 158L68 157L71 158L70 159L71 162H69V164H72L73 162H76V161H77V163L79 162V164L80 163H84L83 156L86 155V151L85 152H83V151L86 150L85 149L86 147L80 141V139H82L83 142L85 143L86 136H90L91 134L94 135V136H96V133L97 132H99V135L96 136V137H94L95 138L94 147L95 148L99 147L100 144H98V146H97L96 143L100 139L104 138L105 139V145L104 146H106V149H105V147H103V150L105 149V151L103 153H101L99 156H97L94 153H92V156L95 155V157H94L95 159L98 158L97 159L98 160L97 163L101 164L98 168H95L93 170L94 172H93L92 175H94L97 179L103 180L102 185L100 186V188H97V185H98V182L97 181L96 182L93 181L92 183L85 184L86 189L88 190V192H81L80 191L81 193H79V196L77 194L76 195H71V196L69 195V197L67 196L68 198L65 199V202H66L65 204H66V206H69V207H72V208L75 207L76 205H78L79 202H81V194H82V195H85L87 197V202L92 203V206L93 207L96 206L97 203H100V205H102V207L103 206H106L107 211H108V209H110V211H108V212L105 213V211H103V209H101V214L100 215H97V216H99V221H103V223L106 224L107 226L114 227L115 229H117L118 232H122V231H120V228H121L122 225H124L126 223L124 221L123 217H125V213L128 210H126V212L121 215V214H119L117 212V209L118 208L116 206H114L112 204L114 207H116V208L112 209L109 205L111 204V201L114 198H117L118 200H120L121 202H123L122 196L120 194L122 192V191H120V189H122V186L123 185L128 184V186H130L129 183H131V184L137 183V186H139L140 183H144V181H148V183L150 181H152L154 183L155 180H158L157 178L169 177L171 179L173 175L175 177L178 175L179 177L183 178L184 181H185V182H183V180H182V182L185 183V185L184 186H180V189H179V190H181L180 192H178V189H176V188L174 189V191L172 190L171 192H167V190L170 191L169 189L164 190L165 192L162 190L163 191L162 193H160L158 191V189L156 190V192L155 191L154 192L153 191L151 192V189L149 190L150 192L148 194H151V196H149V197L153 200V203H155L157 205L159 203H161L165 207V205H164L165 203L168 205L169 202L171 204H173V203L174 204L175 203L177 204L178 202H181V200L184 197V196H182V193L185 190L190 189V187L192 185L196 184V182H199V179L196 176V171H197V167H198L197 165H200V163L198 164L197 161L194 162V160L192 158V160H193L192 163H189L188 165H186L187 166L186 169H183L181 166L178 169L176 166L179 163H181V162L180 161H177V158H176L175 153L173 151H168V150L165 151L164 149H162V150L158 149L159 148V146H158L159 144H156L155 147L153 146L154 149H153V147H150L152 145H150V146L148 145V149L147 150L150 152V155L147 156V155H145V154L142 153L141 156H138L139 158H135L134 155L132 154L133 153V148H131L132 151H130L131 150V149H129L130 145L128 147V143L129 142L127 143V140H126V139H130V140L131 139H135L136 136H137L135 134V131L134 132L132 131L134 129L133 128L130 129V122H129V125H128L129 127L127 126V128L124 131L125 132V136H123L121 133L120 134L122 136H119L120 134L119 135L117 134V132H119V131L116 130L117 131L116 132L117 136L112 141L107 139L108 138L107 135H112V134H108L107 133V134H105V136H107V137H105L100 132L101 130H99V126L97 124L93 123V122L92 123L80 124V127L79 128L77 127V130L76 131H74V129H73L72 132H67V130L69 129L68 127H70L71 124L70 125L68 124L69 126H67L65 129L62 128L61 132H56V130H54L53 128H51L47 123H46L47 126H45V127L38 125V126H36V127H34L32 129V128H30V126L32 124H34L33 122H31L32 120L31 121H27V120H25V117H22V114L25 113V111H27L26 110L27 109V105H24L23 108L17 107L20 110H18V112L17 111H15V112L13 111V115L11 117L8 114H4V108H8V107L6 106L5 102H2V100H3L4 96H7L8 99L10 100V98H13V94L12 95ZM127 95L131 96L129 92L127 93ZM127 95H125V96H127ZM143 95L146 96V99L147 100H149L147 97H150L152 94L150 96H147L145 93H143ZM143 95L141 94V96H143ZM120 96H119V99H121ZM132 96H135V95L132 94ZM132 96H131V98L135 99V97H132ZM139 96H140V94H139ZM144 96H143V98H144ZM155 96H157V95H155ZM123 97L124 96H122V98ZM179 97H181L179 100L173 99L172 101L171 100L167 101V104L165 106H160L159 109L156 107V105H154L153 107H151V108L156 107L155 108V111L156 112H153V111L145 112L146 109L143 110V112H145L144 114H150L153 117V116H157V115H155L156 113L157 114H159V113H163L164 114L165 112H170L169 110L172 109V107L175 108L178 104H181V105H184V107L186 106V109H187L186 113H189V112L192 113L193 110L190 111L191 108H192L191 107V103H192L193 100H195V97H196L195 95H193V92L192 91H189V92H187V93H185L183 95H180ZM254 98H256V99H254ZM18 99H20V98H18ZM139 99H140V97H139ZM128 100H124V101L127 102ZM147 100H146V102H147ZM19 101H21V100L15 99V103L16 102H19ZM107 101L109 102V100H107V99H106V101H102V100H98L95 97H92L89 100L88 105L86 106L87 107L86 110L89 112L87 114V116L88 117L94 116L95 114L100 113L105 108H108L109 109V103H107ZM114 101H116V100H114ZM138 101H141V100H138ZM202 101L204 103V100H202ZM257 101H258V104H257ZM125 102H124V105H126L125 107H127V104L128 103L125 104ZM165 102L162 103V104H165ZM251 102H254V103H251ZM115 103H114V105H115ZM143 103L146 104L144 100H143V102L141 101V104H143ZM133 104H134V102H133ZM70 105H72V102H70ZM131 105H132V103H131ZM151 105H152V103H151ZM125 107H123V108H125ZM132 107L135 109V107L133 105H132ZM35 108H36V110H34ZM118 108H119V106H118ZM122 109L120 108V110H122ZM193 109H194V107H193ZM176 110H178V108ZM250 110H252V111H250ZM112 111L114 112V116H115V111L114 110H112ZM110 112H111V110L109 111V113ZM137 112H139V110ZM141 112L142 111H140V113ZM174 112L175 111H172L171 110L170 114L171 113H174ZM19 113H21V114H19ZM71 113L72 112H69V115ZM104 113H105V111H104ZM106 113H107V111H106ZM191 113L187 114V115H189L190 118H192V115H193V113L192 114ZM134 114H136V112H134ZM190 114H191V116H190ZM179 115H180V113H179ZM181 115H183V114H181ZM101 116L103 117V115H101ZM130 116L132 117V115H130ZM8 117H10V120L8 119ZM14 117H19V118L21 117V119H20L21 121H20L19 125H16V122L17 121L15 123H12L11 120H13L12 118H14ZM27 117H29V116H27ZM69 117H67V118H69ZM97 117H95V118H97ZM152 117H149V118H152ZM185 117H187V116H185ZM202 117H203V115H202ZM218 117L222 121L223 124L221 122L220 123H217L218 121H220V120H218ZM67 118H66V120H67ZM92 118H90V119H92ZM188 118H187V120H188ZM237 118H238V120H237ZM85 119L88 120L87 117ZM105 119H107V118H105ZM105 119H104V121H105ZM118 119H120V117H118ZM69 120H70V123L73 124V122H71L72 118L69 119ZM69 120H67V122H66V121H63V119H62L61 122H64L66 124V123H68ZM77 120H78V118H77ZM107 120H109V118ZM132 120H136V118H134ZM141 120H139L140 121V124H142V126H140L142 128L139 127L141 129L140 132L143 130V124L146 123V122H144L145 119L143 120L144 123H142ZM182 120L185 121L186 118H183ZM93 121H94V118H93ZM97 121L99 122V121H101V119L100 120L97 119ZM190 121H192V120H190ZM41 122L42 121H40L39 124H41ZM75 123H80V122H75ZM107 123H110V121L107 122ZM132 123H133V121H132ZM179 123H180V121H179ZM13 124H15V125H13ZM127 124L128 123H126V125ZM137 124H139V122L136 121V125ZM146 124H148L149 126L151 125L149 123H146ZM199 124H200V122H199ZM84 125H85V127H83ZM107 125L109 126V124H107ZM255 125H256L257 128L255 127ZM262 125L264 127V124H262ZM105 126H106V123H105V125L103 127L106 128ZM258 126H260V127L258 128ZM121 127H123V126H121ZM131 127H133V126H131ZM144 127H146V126H144ZM201 127L202 126H199V129H200L199 132H201L203 136H207L206 138H208V140H209L210 139L208 137L209 134L208 135H205L207 128L205 127L206 130H202ZM253 127L256 128L257 130L252 129ZM92 128H94V132H92V130H93ZM96 128L99 131L96 130ZM136 128H135V130H136ZM147 128H144V130L146 129L147 130L146 132L148 133V129ZM40 129H41V131H40ZM177 129H179V128H177ZM259 129H261V133L259 132L260 131ZM29 130L32 131L31 132L32 138H30L29 141L27 143H25V144L27 145L28 148L30 147V150L31 151L28 152V154L21 155L20 153L24 154V150H23L24 149V146L20 145V141L21 140L18 137V134L17 133L18 132H22L23 134H26ZM194 130H195L194 131V134H196V137H197L198 127L195 126ZM76 132H78L79 134H76ZM108 132H110V131H108ZM138 132H139V129H138ZM183 132H182V130L181 131H177L174 128V130L172 132H167L166 134L170 133L169 135L170 136L172 135V138H174V137L175 138H179V137H181L180 136L181 134L183 135ZM218 132H217V135H218ZM233 132L234 131L232 129L231 133H233ZM114 133H115V131H114ZM163 133H165V132H163ZM194 134H193V131L190 132L191 138H193L192 136ZM148 135H151V134H148ZM186 135H187V133H186ZM152 136H153V134H152ZM20 137H21V135H20ZM29 137H31V136H29ZM146 137H148V136H146ZM165 137H168V135H166ZM67 138H68V140L71 139V141H69L70 142V145L67 146L66 143H63V145H62L63 147H60V143H62L63 141L66 142V139ZM138 138H139V136H138ZM203 138H201V139H203ZM206 138L204 139L203 143L204 144L205 143L211 144L208 140H206ZM124 139L126 140L125 143H123ZM182 139H183V137H182ZM92 140H94V139H92ZM151 140H152V137H151ZM154 140H156V139H154ZM158 140H160V139H158ZM261 140H262L263 143L260 142ZM163 141L164 140H162V142H161V140H160V142H159L160 143V146H161V143H163ZM246 141L247 140H245V142ZM100 142H102V141H100ZM134 142H135V140H134ZM136 142H137V140H136ZM152 142H154V141L152 140ZM187 142H189V141H187ZM259 142H260V144H259ZM165 143H166V141H165ZM122 144H125V145H122ZM149 144H152V143H149ZM167 144H169V142ZM86 145H88V143ZM113 145H116V147L118 146V148H119V146L122 145L119 148V150L121 149L120 150V152H121L120 154L119 153H117V154L115 153V152H117V149H115V152L112 153L114 151V150H112V146ZM220 145L221 144H219V146ZM230 145H232V144H230ZM38 146H40V149L37 148ZM133 146H135V145H133ZM167 146L165 144L163 147L167 149ZM206 146H207V144H206ZM216 146H218V145H216ZM34 147H36L38 150L35 151L36 148H34ZM88 147H90V146H88ZM156 147H158V148H156ZM208 147H206V148H208ZM245 147H246V145H245ZM135 148H136V146H135ZM192 148L193 149L195 148V150H192V152L194 153V155H199L201 153V150H202L203 153H206V150L204 149V146H201V145L200 146H197L196 145V147H192ZM234 148H236V147H234ZM72 149H74L73 152L70 151ZM208 149H211V151L214 152V151L218 150L219 148H216L214 146V147H210ZM250 150L253 151V148L250 147L249 148V151ZM157 151L159 152L160 155H162L161 157H159V159L155 155ZM25 152L27 153V151H25ZM111 153H112V155H111ZM171 153L172 154L174 153L173 155L175 156V158L171 155ZM260 153H262V152H259V154ZM114 154L115 155H118L119 154V155L118 156H115ZM147 154H149V153H147ZM59 156L61 157L62 155H59ZM86 157H87V160H88V155ZM199 158L201 159L200 156H199ZM65 159H66V157H65ZM137 159L139 161H141V162H138ZM220 159L221 158H219V160ZM230 159H231V157H230ZM103 160H106L105 163H107V165H109V167H111L110 169L108 168L107 171H106V166H105ZM128 160H131L130 161L131 162L130 164L128 163ZM112 161H114V163ZM171 161H175V162L172 163ZM201 161H202V159H201ZM53 162L56 165H58L57 158H55L53 160ZM209 162H205V163L203 162V164H201V166H203V167H201L200 169L202 171H206V172L209 171V170H211L212 172H216L217 171V169H215L216 166H212V162H210V163ZM257 162H259V161H257ZM149 163L150 164H154V165H150L151 167H149ZM155 163L158 165V167L156 166V168H154V170L153 169L151 170L150 168H153V166L156 165ZM250 163H251V160H250ZM6 164H8L7 167H6ZM56 165L50 166V168H49L50 169V172H53V171H51V169H52V167L55 168ZM77 166H78V164H77ZM67 167H69V166H67ZM81 167L83 168V166H81ZM146 167H147V169H146ZM169 168H171L170 172H162V171L168 170ZM263 168H264L263 166L260 167L262 173L264 172V170H262ZM193 169H195V171H193ZM227 169H229V168H227ZM63 170H65L64 171L65 173L67 172L66 169H63ZM223 170H224V168H223ZM248 170H250V172H251V173H249V175H251L252 178L254 177V179L253 180H249V181L247 179V181L246 182H243V183H249V182H251L252 184L256 183L258 181V179L260 178V176L258 175L260 173H258V174L256 173L258 175L257 176L255 174V172H254L253 166H252V168H248ZM191 173L193 174V177H192V174ZM227 174L230 177H233L235 179V177L239 178L238 176L241 173H238V174H236V173L235 174L234 173L233 174L227 173ZM59 177H61V175H59ZM217 178H219V175H218ZM66 179H68V177ZM78 179H79V177H78ZM227 180L230 181V179H227ZM262 181H264V180H262ZM83 182L85 183V181H82V183ZM219 182H220V178H219L218 183ZM62 184H63V182H62ZM103 184H104V186H103ZM115 185H117V186H115ZM198 186H200V185H198ZM254 186H255V184H254ZM257 186H259L258 185V182H257ZM78 187H80V186H78ZM147 187H148V185H147ZM154 187L155 188H159L158 186H154ZM196 187L197 186H195V188ZM105 188H107V190ZM192 188H194V187L192 186ZM203 188H208V187H203ZM239 189H240V187H239ZM191 191H193V189H191ZM145 192H147V191H145ZM172 192H173L174 195H172ZM97 193H98V195H97ZM102 193H103V198L101 196ZM198 193H199V191H198ZM185 195L187 196V194H185ZM127 198H129V197H127ZM59 199H60V197H59ZM37 200H38V198L35 201H37ZM49 200L51 201L50 198H49ZM17 201H19V202H17ZM259 201H261V200H259ZM40 202H42V201H40ZM87 202H81L80 205H78V209L81 210V207H84L83 205L85 203H87ZM52 203H51V205H52ZM131 203H133V202H131ZM126 204L127 203H124V207H126ZM248 204L249 203H247V205ZM263 204H264V202H263ZM231 205H232V203H231ZM199 206H201L200 205V202H199ZM227 206H229V205H227ZM260 206H262V205H260ZM260 206L258 208L259 211L262 210V209H260ZM168 207L166 208L167 211H169L168 210ZM178 207H180V206H178ZM181 207H182V205H181ZM62 208H64V206ZM184 208H185V206H184ZM188 208L190 209V207H188ZM254 208H255V206H254ZM248 209H249V207H248ZM63 211H65V210H63ZM115 211L118 214V218L117 217H115V218L113 217V213ZM73 212L74 211L71 210V211H69L67 213L69 215H71ZM91 212H93V209L91 210ZM262 212H264V211L262 210ZM7 213H6V216H7ZM44 213H45V209H43V211H41V212L40 211H37V213H34L33 212V215H31V217L28 218L32 222V227H34L35 225H37L40 228V226L42 224H45V227L44 228L46 229V231H47V229H49V230L51 229L53 233H55V232L58 233L59 232V228L57 227V229H55V228L52 227V226H55L56 227V225H52L51 228L49 227L51 224H47V223H49V221H47L48 218L44 219L45 218ZM74 214H76V213H74ZM105 215H107V217ZM132 215H134V214H132ZM132 215H129V216L130 217H134ZM136 215H137V213H136ZM178 215H179V213H178ZM180 215H183L182 212L180 213ZM9 216H8V218L10 219L11 217H9ZM104 216H105V218H104ZM254 216H255V214H254ZM65 218H67V217H65ZM184 219L186 220V218H184ZM189 219H191V217ZM198 219H200V218H198ZM51 220H52V217H51ZM69 220L72 221V218H70ZM170 220H169V222H170ZM76 221H77V217H76ZM262 221H264V220H262ZM57 222H59V221L57 220ZM91 222H94V221H91ZM185 222H188V221H185ZM235 222H236V220H235ZM56 224L58 225V223H56ZM92 224H94V223H92ZM153 225H156L157 228L160 227L158 229L159 231H157V229L154 231L155 234H160L162 232V230H163V232H167V228L168 227L165 226L164 223H161V222L160 223H157L156 222ZM161 226H164V227H161ZM255 226H257V224ZM41 227H43V225ZM184 227H185V224H184ZM94 228H96V226H94ZM42 229L43 228H41V231H42ZM80 229H82L83 235L81 233V236H83V237L80 236V233H79ZM105 229H106V226H105ZM216 232L219 235V230L216 231ZM95 233H98V232L95 231ZM48 234H45V232H44V235H46L47 238H49L48 237ZM85 234L87 235V238H88V234H90L89 222L87 224L83 223L82 226L74 228V231H73L72 236H71L74 239L71 240V241H69V242L71 244H72V241H73V244L75 242L76 243L77 242H83L81 244L83 246V244H85V242H87V243L90 242L89 240H86ZM2 235L3 236H6L5 234H1L0 233V240L2 239ZM39 235H41V234H39ZM50 235H51V233H50ZM31 237H30V239H31ZM44 237L43 236L41 237L42 240L47 242V238L45 240V239H43ZM69 237H70V234H69ZM106 237H111V236H106ZM137 237H139V235ZM33 238H35V237H32V239ZM67 238H66V240H67ZM15 239H16V241H15ZM54 239H55V236H54ZM119 239L120 238H117L116 240H114V239H101L100 238V240H102V241H99V243L101 242V246L103 245L102 247H105L106 250L108 248H112L113 250L114 249H117V251H119L118 253L122 254V256L124 257V254H126V253L125 252H122V250L120 248L121 245H118L117 240H119ZM140 239H142V238H135L134 237V239L133 238L131 239L130 242L133 245V247L135 248V249L134 248H132V249L137 250L140 253H142L143 251H145V252H152L153 249H155L156 251H158L160 253L161 252H164V251H162L163 250V247H164V245H163L164 242L162 243V241L166 240V238H164V240H161V241L156 242L155 243V246H149V245L148 246H143L139 242ZM32 241L35 242L36 240L34 241V239H33ZM37 242L40 244L41 243L40 242V239H37ZM37 242H35V243H37ZM55 242H57V241H55ZM78 244H80V243H78ZM72 245H71V247H72ZM25 246L28 247V244L26 243ZM68 246L69 245H67V247ZM240 246L242 247V245H240ZM240 246L239 247H234L232 249V250L235 251L234 252L235 254H237L239 251H241V247ZM23 247H24V245H23ZM53 247H54V245H53ZM243 247H246V246H243ZM41 248H42V246H41ZM125 248H126V246H125ZM201 248L204 249L205 246H201ZM211 248L214 249V251L212 252V254H213L212 256H217V251H218L217 249H219L218 246H216V244H215V246H211ZM37 249L39 251V248H37ZM177 250L179 251L180 254H185V255L187 254L190 257L192 256L194 259L196 257V254L194 252L195 250L193 248H186V250H184L182 248H179ZM24 251L23 250L22 251H18L16 249L9 250L6 255L8 257H10L11 260L15 261V259L17 258V256H21V255L23 256L24 255V253H25ZM57 251H59V250H57ZM86 252H88V249H87ZM115 252L116 251H114V254H115ZM191 252H192V254H191ZM18 253H20V254H18ZM59 253L60 252H58V254ZM160 253H159V255H160ZM30 256L31 255H29V257ZM244 256H246V255H244ZM29 257H27V258L29 259ZM61 257H62V252H61ZM128 257L129 256H127V258ZM160 257H164V255L161 254ZM23 258H24V256H23ZM131 258H132V256L130 257V259ZM103 261H105V260L103 259ZM133 261H134V259H133ZM212 261H214V260L212 259ZM130 262H131V260H130ZM209 263L210 264H214V262H210V261H209ZM240 264H243V263H240Z\"/></svg>",
    "mask_w": 264,
    "mask_h": 264
}]
</instances>
